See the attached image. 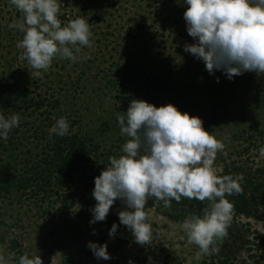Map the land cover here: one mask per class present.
<instances>
[{"label": "rangeland", "instance_id": "374dc122", "mask_svg": "<svg viewBox=\"0 0 264 264\" xmlns=\"http://www.w3.org/2000/svg\"><path fill=\"white\" fill-rule=\"evenodd\" d=\"M58 4L62 26L81 16L89 23L91 46H80L81 52L74 53L75 62L57 55L47 70L34 69L24 49L17 47L24 33L18 26L10 27L22 22L23 14L11 0H0V83H24L32 97L40 94L50 102L60 101L53 119L66 117L75 132L101 145L102 154L124 155L122 146L130 137L121 134L117 115L125 113L132 100L156 107L171 104L181 114L199 117L204 130L215 132L224 143L213 164L218 176L226 163L237 160L246 146L244 139L258 140V132L264 134V104L258 109L255 98L257 92L264 102V72L254 71L248 81L234 76L237 83L222 71L209 74L201 60L183 50L185 44L195 42L186 30L184 0H58ZM122 77H130L133 84L121 83ZM192 83L200 84L197 91L204 92L194 90ZM206 89L214 93L213 100L204 95ZM222 101L225 119L212 113L213 103ZM20 111L21 120L27 123L25 136L31 137V128L40 124L43 111ZM104 123L110 124L109 129ZM146 147L141 145L140 155L147 154ZM261 147L253 155L256 165H264ZM29 148L37 152L35 146L23 151ZM76 186L80 194L71 197L72 208L63 206L55 194L47 202L29 197L0 199V257L5 264H19L10 249L13 240L22 244L30 258L39 255L42 264H129L130 260L134 264H264L255 244L264 235V221L231 216L226 234L216 242L218 251L204 254L198 245L189 243L182 223L144 208L152 235L142 245L119 222L117 213L126 208L121 200L114 202L104 221L90 224V209L97 203L92 196L95 185L86 186L79 179ZM113 223L117 231L109 237ZM89 242L106 243L111 258L86 254Z\"/></svg>", "mask_w": 264, "mask_h": 264}, {"label": "clouds", "instance_id": "9594fccd", "mask_svg": "<svg viewBox=\"0 0 264 264\" xmlns=\"http://www.w3.org/2000/svg\"><path fill=\"white\" fill-rule=\"evenodd\" d=\"M22 12L19 27L24 33L17 47L37 70H47L59 55L73 62L80 46H91L89 23L83 16L64 26L58 19V0H11ZM186 30L194 43L184 51L201 60L206 71H222L232 79L248 71L264 72V0H184ZM219 82V77H217ZM20 117L0 114V139L7 140L9 131L18 127ZM121 134L130 139L122 146L124 155L109 157L110 164L94 178L92 196L97 202L90 209V224L104 221L110 207L119 199L125 205L119 211L120 224L131 230L137 243L145 245L151 238V225L146 222L144 206L147 196H154L171 206V200L182 197L211 202L202 216L190 214L183 222L189 243L199 246L201 253L218 251L216 242L226 234L233 204L225 198L242 192V175L218 176L213 164L224 143L216 133L204 130L199 117L181 112L173 105L156 107L143 100H132L127 111L117 115ZM69 123L60 117L50 134L63 137ZM146 145L145 155L139 154ZM264 156V147L259 149ZM226 155V153H225ZM117 224L109 229L114 237ZM95 234V230H93ZM87 247L97 259L109 260L107 244L89 242ZM151 260V258H149ZM0 264H5L0 257ZM19 264H42L39 255H22ZM129 264H134L129 261Z\"/></svg>", "mask_w": 264, "mask_h": 264}, {"label": "trees", "instance_id": "16d2710c", "mask_svg": "<svg viewBox=\"0 0 264 264\" xmlns=\"http://www.w3.org/2000/svg\"><path fill=\"white\" fill-rule=\"evenodd\" d=\"M253 73L254 71H248L237 77L240 80L241 76H244L245 78L242 79L248 81L252 79ZM232 82L238 81L233 78ZM121 83H128L129 86L133 84L130 77L126 80L122 77ZM192 85L196 91L201 87L197 83ZM213 94L212 91L204 93L212 100ZM255 98L258 109H261L264 102L260 99L259 93L255 92ZM60 104V101L50 102L40 94L37 98L32 97L30 89L24 83L21 85L18 82L16 84L0 83V114L6 118L13 113L19 114L20 117L22 114L19 113L20 110H23V113L31 109L43 111L40 115L43 118L39 121L40 124L33 125L35 127L31 128L34 131L31 137L25 136L24 129L27 123L20 118L18 127L9 131L7 140L0 139V199L29 197L32 200L47 202L50 195L55 194L63 206L72 208L74 201L70 200L71 197L80 194V188L76 186L77 180L85 182L86 186H92L94 178L109 166L110 154L108 153L107 156L102 154L101 145L95 143L92 137L75 132L66 117L69 123L68 133L63 137L55 133L50 134L49 130L56 120L63 117L57 115L53 119V111L58 109ZM213 104L212 113L218 114L220 119L227 118L223 111L225 102L222 101L220 104L216 102V106L215 103ZM50 107L53 110H49ZM109 125L104 123L106 129H109ZM258 134L260 135L258 140L252 136L244 139L246 146L238 153L237 160L226 163L219 176L233 175L235 177L239 174L243 177L240 181L242 192L225 196L233 204L231 216L264 221V165H256L253 159L254 152L259 146H264V134L262 131ZM257 143L260 145L258 146ZM28 146H35L37 152L34 153L31 148L23 151ZM72 188H75L73 192ZM67 190H70V194ZM210 205L211 202L207 199L199 201L182 197L179 203L171 200V206L165 207L162 200L147 196L144 208L155 209L169 220L183 224L192 213L202 216L205 209H210ZM255 241L261 252L260 260L264 262V235H260ZM10 249L16 254L18 263L22 255L29 256L22 244L16 240L11 241ZM86 254L90 255L92 251L88 249ZM218 263L228 264L226 261ZM64 264L76 263L69 261Z\"/></svg>", "mask_w": 264, "mask_h": 264}]
</instances>
